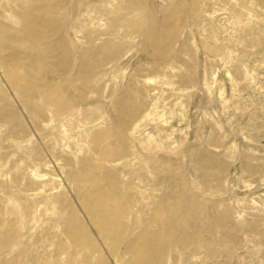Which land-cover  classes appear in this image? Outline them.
<instances>
[{"label": "bare ground", "instance_id": "bare-ground-1", "mask_svg": "<svg viewBox=\"0 0 264 264\" xmlns=\"http://www.w3.org/2000/svg\"><path fill=\"white\" fill-rule=\"evenodd\" d=\"M17 1L0 0V74L16 95L33 131L41 138L32 142L33 134H27L21 122L16 124L17 127H11L12 120L17 119L16 112L7 104L1 106L6 100L1 94L0 137L3 140V135L6 134L5 138L12 137L17 147H30L38 153L34 159L32 158L33 166H21V172L18 173L21 176V183L24 182L23 192L31 191L35 185L33 189L36 191L35 200L32 203L41 215L40 218L48 222L46 229H38L36 225L26 226V232L27 230L36 232L38 229L37 242L44 238L52 242L64 233L60 230L59 219L65 213L63 202L67 195L61 190L64 187L59 180L53 181L49 187L46 186L44 176L50 171L51 161L43 162L39 150L45 143L46 145L54 143L55 147L56 134L60 133L62 136L66 133V124H72L77 116H83L82 121H78L82 123L83 128L75 131L79 136V142L89 150L93 147L97 149L96 153H93L96 161L94 167L105 175L109 181V189L114 190L118 186L125 190L127 186L133 185L127 180L134 175L138 184L132 187L137 193L143 194L144 200L148 193L142 185L143 180L147 178L149 182L162 184L167 177L175 176L180 159L186 157V151H189L192 164L207 170L213 169L211 154L199 152L196 144L185 141L187 138L185 135H176L177 129L172 126V121L180 120L181 113L176 111V107L181 106V102L163 103L162 95L150 94V90L158 88L161 91H166L167 87L173 89V83L165 71L166 68L172 67L170 61L178 57V52L172 54L176 36L170 37L167 26L160 20L213 21L220 20L223 16L228 20H234L230 7H236L240 13H244L245 18L236 17L235 20L244 24L254 17L251 18L248 9L244 8L239 0H51L50 4L34 6L32 11L22 8ZM183 4L189 6L187 13L182 12ZM40 11L43 13H38ZM143 20L147 22L144 24ZM180 25L181 21H175L172 28L175 27L177 30ZM177 33L178 31L174 35ZM198 33L203 37L201 32ZM133 34L140 35L144 45H150V55L154 61L147 64L155 73V77L143 78L140 83L139 75H132L130 83L136 86L134 94L121 90L117 97L118 91L123 89L122 74L117 87L105 97L109 113L102 112L94 116L93 109L99 108L98 104L105 92L99 86L102 76L106 75L103 74L102 67H117L122 59L131 50L133 51L136 43ZM163 40H167V43L161 45L160 42ZM204 41L203 48L208 51L216 50L207 38ZM23 53L34 56L37 67L30 60L21 58ZM75 61L76 73L71 79L61 81L60 77L69 73ZM34 67L51 79L46 76H36L35 71H32ZM246 74L247 70L244 72L245 77ZM182 79L189 80L190 77L186 76ZM174 89L177 90L178 95H182L185 90ZM207 91L210 92V87H207ZM109 120L112 121L111 126L107 125ZM93 138L94 141L91 140ZM210 146L208 144V147ZM52 157L54 158V155ZM61 170L64 179L71 182L70 175H67L63 168ZM209 172H205L206 175L216 178L215 174H208ZM19 175L15 174L14 179ZM190 184L185 182L177 192L165 191L161 201L169 202L167 200L174 198L181 200L183 204L170 203L173 212L167 223H163L160 230L151 233L143 231L136 237L131 235L134 224L126 221L129 220L132 211V197L121 191L120 194L110 197L114 199V206L107 199V194L103 193L97 205L86 211V215L92 217L91 219L93 217L100 219L96 223L94 219L89 221L90 225L96 227L97 240L103 239L105 242L111 240L113 246L124 243V255L131 254L137 246L140 254L137 263L156 264L162 262L171 242L182 247H187L186 245L195 241L199 242L204 229L202 226L186 223L185 219L190 214L195 213L194 215L199 219L202 217L210 219V227L205 230L210 235L212 230L225 225L232 228L233 222L244 225L243 232L249 234L258 233L262 229L259 223L261 219L258 217L250 216L253 220L249 222L239 215V212H232L230 209L221 212L207 210L206 214L202 215L204 205L191 198ZM40 203L42 207L38 206ZM109 205L114 207L113 211ZM21 211L27 219L28 207L25 204L21 205ZM45 215L50 216L45 217ZM174 219H180L184 225L177 236L173 227ZM155 221L159 224L157 219ZM50 226H55L58 234L51 233ZM65 234L66 239L73 236L71 231L66 229ZM117 235H123L124 239L120 240ZM16 238L14 228L10 227L7 228L2 242L5 246L11 245ZM222 238L225 242H235L233 234H224ZM212 239L214 240L213 237ZM93 246L92 243L86 247L85 263L81 261L80 264L98 259ZM198 247H202V250H192V256L202 252L203 258H211L217 252L212 242H205ZM54 251L59 254L58 259L61 263L65 257L63 248L55 244ZM108 253L114 264L117 263L118 257L114 247ZM76 254L81 260L82 250H78ZM261 257L264 258V253ZM31 260V264H46L39 254L34 255ZM95 264H103V261H97Z\"/></svg>", "mask_w": 264, "mask_h": 264}, {"label": "rangeland", "instance_id": "rangeland-1", "mask_svg": "<svg viewBox=\"0 0 264 264\" xmlns=\"http://www.w3.org/2000/svg\"><path fill=\"white\" fill-rule=\"evenodd\" d=\"M17 2L22 8L32 11L38 4L46 5L52 1L18 0ZM239 2L248 9L251 18L254 17L251 22L247 20L244 24L237 23L236 17L245 18V16L236 7H230L234 20H228L225 16L213 21L160 20L167 26L170 37L176 36L172 54L178 52V57L170 61L172 67L166 68L165 71L173 83V89L167 87L166 91H161L158 88L150 90V94L162 95L163 103L181 102V106L178 105L176 111L181 113L183 119L180 117L179 122L172 121V126L177 129L176 135H185L187 137L185 141L196 144L199 152L211 154L213 169L207 170L192 164L189 151H186V157L178 161L177 174L167 177L164 183H152L147 178L144 180L142 178V185L148 193L144 200L143 194L137 193L134 189L138 184L134 175L127 180L133 185L127 186L125 190L118 186L114 190L109 189V181L105 175L94 167L96 161L93 153H96L97 149L93 147L89 150L79 142V136L75 131L83 128L82 123L78 122L82 121L83 116H77L78 120L76 118L72 124H66L68 131L66 129L65 132L68 135L64 132L62 136L60 133V136L56 134L55 147L54 143L49 145L45 143L39 150L43 162L51 161L50 171L44 176L46 186L49 187L53 181L59 180L64 187L61 190L67 195L63 202L65 213L59 219L60 230L64 233L52 242L46 238L37 242L38 229H46L48 222L40 218L41 215L32 203L35 200L36 191L33 190L35 185L31 191L23 192L24 182L21 183V176L18 173L21 172V166H33L32 161L38 153L30 147H17L12 137L5 138L6 134H4L3 140L0 137V264H31V258L37 254L44 258L46 264H80L81 261L85 263L84 250L92 243L99 260L87 261L86 264H95L100 260L103 264H114L108 253L113 247L118 257L115 264H141L137 263L140 255L137 246L132 250L134 253L124 255V243L113 246L111 240L106 242L103 239L97 240L98 232L94 225H90L89 221L92 217H88L86 211L97 205L103 193L107 194L110 204L114 205V199L111 198L122 191L132 197V211L129 220H126L134 224L131 235L136 237L143 231L151 233L160 230L162 224L167 223L173 212L170 203L183 204L181 200L174 198L167 200L169 202L161 201L163 193L177 192L185 182L191 183L189 190L191 198L204 205L202 215H205L207 210L221 212L230 209L232 212H239V215L249 222H252V218L258 217L261 219L259 223L262 229L258 233L249 234L243 232L244 225L233 222L232 228L225 225L212 230L210 235L205 231L210 227V219L202 216L199 219L194 215L195 213L190 214L185 219L186 223L202 226L204 229L199 242H192L186 245L187 247L171 242L162 262L156 264H264V258L261 257L264 253V0H239ZM188 11L189 6L185 4L182 12ZM175 21H181L177 30L175 27L172 28ZM143 22L145 24L147 20ZM177 31V35H174ZM133 36L136 41L133 51L131 50L117 67H102L103 74L106 75L102 76L99 86L105 92L98 104L99 108L93 109L94 116L102 112L109 113L105 97L117 87L122 74L123 89L118 91L117 97L121 90L134 94L136 86L130 83L132 75H139L140 83L143 78L155 77V73L147 64L154 61L150 55V45H144L140 35L133 34ZM205 38L216 50L208 51L203 48ZM166 43L167 40L160 42L161 45ZM21 58L30 60L37 67L34 56L23 53ZM76 64L75 61L69 73L60 77L61 81L71 79L76 73ZM36 67L32 69L36 76H46L51 79ZM243 69L247 70V78ZM186 76L190 79H182ZM52 80L55 81L53 78ZM207 87H210V92L207 91ZM174 88L185 90L182 95H178ZM0 94L6 98L1 106L7 104L16 112L17 119L12 120L11 127L15 128L16 124L21 122L27 134H33L32 142L39 141L41 137L33 131L28 116L2 74H0ZM111 123L112 121L109 120L107 125L111 126ZM208 144L211 146L208 147ZM61 168L70 175L71 182L64 179ZM40 169L42 170L43 167ZM205 172L215 174L216 178L213 179ZM15 174L19 176L14 179ZM26 195H28L27 199ZM44 203L46 204V201ZM22 204L28 207L27 219L22 215ZM38 206L42 207V204ZM109 206L113 211L114 207ZM49 216L45 215V217ZM154 217L159 224L155 223ZM93 219L95 223L100 221L98 217ZM175 219L173 227L177 236L184 225L180 219ZM33 225L38 226L36 232L32 230L26 232V226ZM10 227L14 228L17 238L11 245L5 246L2 241L7 228ZM49 229L51 233H57L55 226H50ZM65 229L71 231L73 236L66 239ZM224 234H233L235 242L223 241ZM117 237L121 238L120 240L124 239L123 235ZM205 242L213 243L217 250L215 256L203 258L202 252L192 256V250L201 251L203 246L201 248L198 246ZM55 244H59L65 252L61 263L58 259L59 254L54 251ZM78 250L83 252L81 260L76 256ZM76 261L80 262L76 263Z\"/></svg>", "mask_w": 264, "mask_h": 264}]
</instances>
